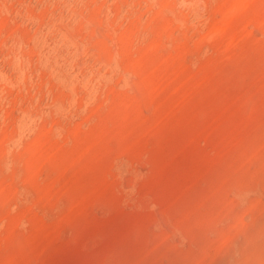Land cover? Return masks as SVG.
<instances>
[{
  "label": "rangeland",
  "instance_id": "rangeland-1",
  "mask_svg": "<svg viewBox=\"0 0 264 264\" xmlns=\"http://www.w3.org/2000/svg\"><path fill=\"white\" fill-rule=\"evenodd\" d=\"M0 264H264V0H0Z\"/></svg>",
  "mask_w": 264,
  "mask_h": 264
}]
</instances>
